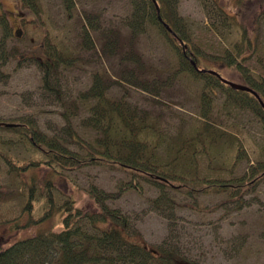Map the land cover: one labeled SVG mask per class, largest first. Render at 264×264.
<instances>
[{
    "label": "rangeland",
    "instance_id": "1",
    "mask_svg": "<svg viewBox=\"0 0 264 264\" xmlns=\"http://www.w3.org/2000/svg\"><path fill=\"white\" fill-rule=\"evenodd\" d=\"M38 1L41 13L37 15L22 6L20 0H0V9L8 18L11 31L5 37L0 26V69L8 76L0 80V121L30 120L70 150L82 151L77 141L85 142L95 132L86 127L91 114L77 97L89 90L94 72L105 73L104 84L110 96L125 98L147 111L165 142L179 130L189 134L200 121L202 80L174 73L176 50L155 26L145 22V28L136 33L130 25L133 3L139 1L147 7V0H69L68 5L63 0ZM174 8L179 28L184 30L203 64L221 69L226 80L237 84L244 85L245 76L250 80L255 76L264 84V0H176ZM242 27L252 39V50H246L240 61L241 76L228 65L225 52L234 49ZM45 29L68 52L77 54L73 65L60 67L52 76L51 87L44 83L38 58ZM109 29L114 31L110 42L114 48L107 49L105 31ZM84 30L89 36L85 47ZM128 49L137 54L143 65L141 70L133 60L124 57ZM6 54L9 57L3 63ZM141 72L146 76L142 83L146 88L129 81ZM210 96L213 120L237 132L249 152L250 161H240L233 171L234 177L241 176L253 161L264 159L263 121L249 109L226 104L225 95L219 90ZM90 101L93 103V99ZM71 102L74 109L66 123L62 114ZM0 146L3 153L15 160L42 158L26 140L10 130L0 129ZM205 163L201 160L202 167ZM51 172L45 165L34 170L40 180L52 178V191L58 200L73 199L77 206L87 209L93 208L87 194L90 187L115 193L120 184L130 180L128 172L106 166L59 169L58 174L55 171L50 176ZM0 190L7 196V200L0 202V247L41 229L60 227L56 218H52L41 226L9 229L8 220L24 216V199L20 179L1 155ZM45 192L42 180L35 194L39 198L38 212L46 206L42 199ZM158 197L157 189L143 184L142 191H125L108 200L107 205L127 215L130 228L135 230L131 234L143 243L179 252V264H264V182L243 196L242 207L226 201L225 193L197 195L194 201L172 192L174 203L162 201L160 205L153 203Z\"/></svg>",
    "mask_w": 264,
    "mask_h": 264
},
{
    "label": "trees",
    "instance_id": "2",
    "mask_svg": "<svg viewBox=\"0 0 264 264\" xmlns=\"http://www.w3.org/2000/svg\"><path fill=\"white\" fill-rule=\"evenodd\" d=\"M20 1L22 6L29 8L34 14L41 13L38 0ZM63 1L68 5L69 0ZM175 2L176 0H147L145 7V3L141 6L139 1H135L130 25L136 33L145 28V22L155 26L176 50L174 73L202 80L199 95L202 107L200 121L189 134L179 130L172 139L169 138V142H165L159 126L147 111L130 104L125 98L108 94V86L104 84L105 73L102 72H94L89 90L80 92L77 97L91 114L86 127L95 132L85 142L77 141L82 149L80 152L70 150L56 136L44 133L30 120L0 121V129L18 133L42 155L38 159L15 160L3 153L0 146V155L22 183L21 196L24 199V216L10 219L6 224L9 229L18 231L24 227L44 225L52 218H56V223L60 224L58 228L41 229L33 235L18 237L0 247V264H179V252L174 248L151 247L134 237L131 233L135 230L130 228L127 215L117 208L109 207L107 201L120 197L128 190L140 192L143 184H149L159 191V197L153 200L157 205L162 201L174 203L170 197L172 192L194 201L197 195L225 193L226 201L242 207L245 204L243 196L264 182V159L253 161L243 175L233 176L239 162L250 159L249 152L237 132L213 120L210 98L211 93L219 90L225 95L226 104L249 109L262 119L264 125V106L261 104H264L263 81L257 80L255 76L252 80L248 76L242 77L244 85L255 91L256 96L231 87L224 82L221 69L203 64L196 57L184 30L179 28ZM158 15L169 25L171 31L164 27ZM0 26L5 37L11 35L10 23L1 9ZM91 27L98 29L97 26ZM44 31L46 33L40 39L38 58L40 68L44 71V83L51 87L52 76L60 67L73 65L77 54L68 52L64 44L53 40L50 30ZM105 32L107 49L114 48L113 44L110 46L114 31L109 29ZM239 32L240 40L225 55L228 65L241 74L240 61L246 50H252V39L246 28H239ZM82 36L85 47L89 36L85 30ZM8 57V54L4 55L3 63ZM124 57L133 60L137 65L132 63L138 70L142 69L143 65L135 52L128 49ZM7 77L0 69V80ZM145 79L146 76L141 72L136 74L134 80L129 81L132 85L146 88L145 84L142 85ZM91 99L93 103H90ZM73 109L72 102L64 109L62 115L66 123H69ZM69 133L72 136L71 127ZM201 160L206 161L204 167L201 166ZM42 165L52 172L57 171V174L59 169L90 165L118 168L128 172L130 180L120 184L115 193L90 187L87 194L92 199L93 208L87 209L77 206L73 199L58 200L52 191V178L45 177L42 180L46 192L42 199L46 206L38 212L36 202L39 198L36 199L35 194L36 187L42 180L35 175L34 170ZM52 172L50 176L53 175ZM24 175L28 177L26 180L22 178ZM5 200L7 196L0 190V202ZM262 235L264 236V231Z\"/></svg>",
    "mask_w": 264,
    "mask_h": 264
},
{
    "label": "water",
    "instance_id": "3",
    "mask_svg": "<svg viewBox=\"0 0 264 264\" xmlns=\"http://www.w3.org/2000/svg\"><path fill=\"white\" fill-rule=\"evenodd\" d=\"M156 6H157V5H156ZM157 11H158V8H157ZM158 17H159V20H160V21L162 22V24L164 25V27H165L168 31H171L169 25H168L167 23H165L159 15H158ZM224 82H226V83L229 84L231 87H233V88H235V89H237V90L248 91V92H251V93H253L254 95L257 96L256 92L253 91V90H252L250 87H248V86L241 85V84H237V83H235V82L228 81V80H225V79H224ZM261 104L264 106L263 103H261Z\"/></svg>",
    "mask_w": 264,
    "mask_h": 264
}]
</instances>
